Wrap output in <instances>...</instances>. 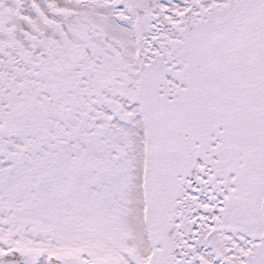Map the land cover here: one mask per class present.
<instances>
[{"label": "snow or ice", "instance_id": "snow-or-ice-1", "mask_svg": "<svg viewBox=\"0 0 264 264\" xmlns=\"http://www.w3.org/2000/svg\"><path fill=\"white\" fill-rule=\"evenodd\" d=\"M0 264H264V0H0Z\"/></svg>", "mask_w": 264, "mask_h": 264}]
</instances>
